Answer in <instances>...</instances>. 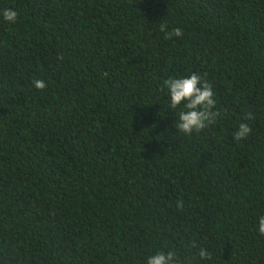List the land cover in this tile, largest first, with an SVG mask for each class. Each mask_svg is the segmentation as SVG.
<instances>
[{
    "label": "trees",
    "instance_id": "obj_1",
    "mask_svg": "<svg viewBox=\"0 0 264 264\" xmlns=\"http://www.w3.org/2000/svg\"><path fill=\"white\" fill-rule=\"evenodd\" d=\"M193 72L218 115L185 135ZM261 216L264 0H0V264H264Z\"/></svg>",
    "mask_w": 264,
    "mask_h": 264
},
{
    "label": "clouds",
    "instance_id": "obj_2",
    "mask_svg": "<svg viewBox=\"0 0 264 264\" xmlns=\"http://www.w3.org/2000/svg\"><path fill=\"white\" fill-rule=\"evenodd\" d=\"M2 16L4 21L15 23L18 12L12 8H7L2 11ZM160 30L166 33V39L183 35L182 29L179 27L169 32L166 25H161ZM33 83L40 90L47 87L42 80H35ZM164 86L168 90L169 108L182 109L178 115L177 130L185 135H191L194 131L199 133L216 122L218 112L214 110L216 108L214 90L212 85L200 74L193 72L187 77L169 78L164 81ZM248 118L250 117L244 119ZM251 132L252 128L247 123L241 122L234 133V139L237 141L246 139ZM177 208H183L182 201L177 202ZM258 231L261 236H264V216L259 218ZM199 257L202 260L210 261L212 254L207 249L201 248ZM146 264H181V261L173 251H158L147 258Z\"/></svg>",
    "mask_w": 264,
    "mask_h": 264
}]
</instances>
